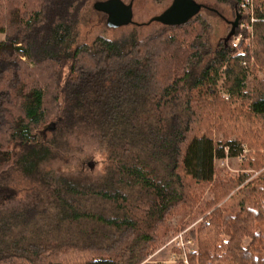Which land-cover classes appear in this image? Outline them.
<instances>
[{"label":"trees","instance_id":"obj_1","mask_svg":"<svg viewBox=\"0 0 264 264\" xmlns=\"http://www.w3.org/2000/svg\"><path fill=\"white\" fill-rule=\"evenodd\" d=\"M20 1L7 0L0 17V264H150L160 226L191 211L207 185L212 199L189 231L197 245L189 264H264V80L256 75L264 0H252V22L242 15L251 32L237 47L208 40L201 10L180 25L159 22L143 40L129 33L71 47L86 0H25L16 18ZM218 1L241 14L240 0ZM85 139L103 166L92 178L83 173L95 154L82 152ZM73 152L77 176L44 171ZM239 155L241 168L257 173L215 180L214 160ZM53 210L66 221L60 230L92 220L112 237L96 243L81 230L51 244L26 236Z\"/></svg>","mask_w":264,"mask_h":264},{"label":"rangeland","instance_id":"obj_2","mask_svg":"<svg viewBox=\"0 0 264 264\" xmlns=\"http://www.w3.org/2000/svg\"><path fill=\"white\" fill-rule=\"evenodd\" d=\"M97 1L105 0H86L83 7L81 8L78 16V22L75 29V38L71 47H75L80 44H89L96 37H105L108 39L118 40L127 36L129 33L135 34V37L139 40H143L147 36L157 32L162 25L154 20L163 10H165L171 3L172 0H121L124 4L129 5L132 10V23L127 25H120L117 27H110L106 25V15L101 12H97L93 8V4ZM197 3L203 5V8L199 12V15H202L206 20V25L208 27L207 37L208 40L212 43H217L220 39L224 38L230 29V24L227 21H231L236 16L233 12L232 5L229 2H222L218 0H194ZM241 1V0H240ZM249 3H252V0H246ZM6 2L7 0H0V17L6 12ZM26 1L21 0L19 4L14 8V16L18 18L22 12L25 11ZM2 37V35H0ZM247 41H243L248 45ZM257 77L264 80V71H258L256 73ZM251 79L249 77L248 81ZM249 87V86H248ZM217 89L219 93L227 97L228 94L223 88V79H220L217 83ZM76 143V140L74 141ZM83 146L82 152L89 155L94 154L93 158L87 159L84 163L85 169L83 173L89 174V176L96 177L98 173L102 171V163H100V157L96 154V145L93 141L83 140L80 141ZM9 147L14 149L12 144ZM15 150V149H14ZM247 152V150H245ZM72 155V156H71ZM67 159L69 162H63L60 160L49 162L44 165V171L49 172L51 177L60 178L61 176H77V154L73 152ZM76 155V156H74ZM243 160H246L244 155H239L235 158L224 159H215L214 168H215V180H227L228 178L236 175L241 172L251 173L253 176L257 172L252 169H242L240 164ZM49 174V175H50ZM10 175V174H9ZM7 178V177H6ZM5 177H0V183L4 182ZM9 183H12L11 179ZM8 180V181H9ZM10 186V185H9ZM211 185H207L203 192L200 194V197L197 200L195 206L189 210L180 209L170 215L166 223L160 226L158 230L157 241L151 246L153 247L152 252L145 258L150 264H163V261L170 258L171 255H175L179 261H182V253L179 251L176 252L175 249H172L171 246H164L168 239L178 231L186 230V234L189 235V231L197 228L198 224L202 222L203 217L208 214L209 209L206 208V204L209 200L212 199V194L210 192ZM24 192H21L16 195V201L22 200ZM99 202V201H97ZM96 202V203H97ZM109 207L108 204H105ZM56 209V207H55ZM53 210L46 216L38 217L34 223L27 226L24 230V233L28 237H38L39 242L42 243H51L59 244L61 242H67L72 240H77V232L81 231L86 232L90 238H93L96 243H104L108 241L112 236L109 235L110 232H107V229H102L100 227L94 226L99 225L95 224L92 220H82L84 223L77 224L81 225L75 228H70V233L65 230H60L61 225L66 223L65 220L60 219V212ZM108 214H113L112 211L107 210ZM56 225L58 230L53 229ZM76 225V224H75ZM260 228L257 227L256 231H259ZM93 231H97L101 234H93ZM61 232V233H60ZM67 233V234H64ZM109 233V234H107ZM108 235V236H107ZM264 235V231H263ZM79 238L81 235L79 234ZM89 239V238H85ZM193 239L194 251L197 249L196 241ZM83 241V240H82ZM248 239L244 241V244L248 243ZM164 246V247H163ZM139 248V244H135L130 254H136ZM144 260V261H145ZM151 261V262H150Z\"/></svg>","mask_w":264,"mask_h":264},{"label":"water","instance_id":"obj_3","mask_svg":"<svg viewBox=\"0 0 264 264\" xmlns=\"http://www.w3.org/2000/svg\"><path fill=\"white\" fill-rule=\"evenodd\" d=\"M94 10L106 15V25L117 27L132 23V10L129 5L124 4L121 0L97 1L93 4ZM203 5L194 0H172L170 5L163 10L154 20L163 25H180L190 20L196 15ZM236 16L229 21L230 29L223 39L224 43L234 35L235 30L241 19V14L236 10Z\"/></svg>","mask_w":264,"mask_h":264},{"label":"built area","instance_id":"obj_4","mask_svg":"<svg viewBox=\"0 0 264 264\" xmlns=\"http://www.w3.org/2000/svg\"><path fill=\"white\" fill-rule=\"evenodd\" d=\"M241 17L242 15L248 16L249 20L252 22L254 20L253 16V6L246 0H241L240 2ZM236 30H238L236 32ZM235 30L234 35L231 37V44L233 47H237L241 40L247 41L248 38L244 37V32L250 33L251 26L250 23L246 21H239V24ZM164 246H171L172 249L178 250L182 253V263L189 264L187 259V254L194 251V243L191 236L186 234V230H181L173 234ZM163 246V247H164ZM179 259L175 255H171L170 258L163 261V264H175ZM148 262V260L143 261V263ZM151 262V261H150Z\"/></svg>","mask_w":264,"mask_h":264},{"label":"flooded vegetation","instance_id":"obj_5","mask_svg":"<svg viewBox=\"0 0 264 264\" xmlns=\"http://www.w3.org/2000/svg\"><path fill=\"white\" fill-rule=\"evenodd\" d=\"M228 22V24H229V21H227Z\"/></svg>","mask_w":264,"mask_h":264}]
</instances>
